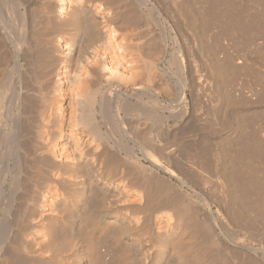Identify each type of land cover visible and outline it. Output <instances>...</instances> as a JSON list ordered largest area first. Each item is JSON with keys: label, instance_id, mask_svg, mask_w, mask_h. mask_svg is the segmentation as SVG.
I'll use <instances>...</instances> for the list:
<instances>
[{"label": "bare ground", "instance_id": "obj_1", "mask_svg": "<svg viewBox=\"0 0 264 264\" xmlns=\"http://www.w3.org/2000/svg\"><path fill=\"white\" fill-rule=\"evenodd\" d=\"M244 17L228 0H0V264H264L255 151L224 124Z\"/></svg>", "mask_w": 264, "mask_h": 264}, {"label": "rangeland", "instance_id": "obj_2", "mask_svg": "<svg viewBox=\"0 0 264 264\" xmlns=\"http://www.w3.org/2000/svg\"><path fill=\"white\" fill-rule=\"evenodd\" d=\"M229 4L243 5L245 17L243 30L229 29L224 39L225 54L227 58L226 82H225V115L224 124L227 136L232 142H244L254 148L256 157L257 174L260 177L261 187H264V12L256 14L252 0H228ZM236 1V2H235ZM242 8V6L237 5ZM241 22V23H242ZM240 30V31H239ZM242 31V32H241ZM236 36V37H235ZM228 73V74H227ZM215 84L211 86L212 97L216 98L219 89ZM214 87V88H212ZM220 91V89L218 90ZM219 94V92H218ZM226 94V95H225ZM226 96V97H225ZM211 97V98H212ZM213 99V98H212ZM210 100L216 103L214 100ZM209 101V102H210ZM209 103L211 106L213 103ZM207 105V111L212 108ZM213 114L208 113L211 126H215L218 114V106L214 105ZM210 108V109H208ZM215 113V114H214ZM218 113V114H217ZM210 114V115H209ZM217 114V116H216ZM216 116L215 123L210 120ZM220 115V114H219ZM213 116V119H215ZM226 116V117H225ZM223 118V119H224ZM212 119V118H211ZM217 125V124H216ZM261 194L263 199L264 190ZM264 189V188H263ZM262 202V201H261Z\"/></svg>", "mask_w": 264, "mask_h": 264}]
</instances>
